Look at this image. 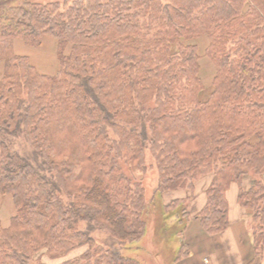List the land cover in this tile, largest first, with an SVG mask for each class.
<instances>
[{
  "label": "trees",
  "instance_id": "trees-1",
  "mask_svg": "<svg viewBox=\"0 0 264 264\" xmlns=\"http://www.w3.org/2000/svg\"><path fill=\"white\" fill-rule=\"evenodd\" d=\"M45 36L58 41L55 76L14 50L16 39L40 47ZM201 37L215 67L206 101ZM0 60V193L16 210L9 226L0 222V264L82 248L62 264H145L124 250L146 230L144 185L127 170H145L148 154L160 196L191 192L161 211L156 241L169 264L190 255V201L207 175L203 231L229 227L235 183L253 217L256 254L263 248L264 180L251 177L264 179V0L11 4L0 7Z\"/></svg>",
  "mask_w": 264,
  "mask_h": 264
},
{
  "label": "rangeland",
  "instance_id": "rangeland-1",
  "mask_svg": "<svg viewBox=\"0 0 264 264\" xmlns=\"http://www.w3.org/2000/svg\"><path fill=\"white\" fill-rule=\"evenodd\" d=\"M35 2L42 5L50 4V3H60L61 7L65 4L70 5L73 0H0V7L11 6V4L23 5L25 2ZM12 2V3H11ZM199 45V53L201 55V78L204 84V89L202 90L200 96L202 101H206L213 89V80L215 77V67L208 57L205 56L206 48L209 45V39L207 37H201L200 39L195 41ZM58 41L57 39L51 36H45L42 41V45L40 47H31L25 44V42L21 39L15 40L14 50L18 56H28L30 58L31 63L35 66V68L42 74L55 76L57 75L60 69V61L58 57ZM69 49L67 50V53ZM5 63L0 60V80L4 75ZM22 149L24 148L23 146ZM127 173L134 177L135 179L142 182L145 189L146 196V204L148 208L144 211L143 217L146 221V230L144 236L141 238L140 242L131 245V247L126 248L124 251L127 256H133L145 264H169L168 263V253L163 252V244L160 241H156V234L160 233V219H161V211H163V205H167L175 199H184L188 198L191 195V192L188 189H179L176 191L165 192L160 194L157 192V187L159 184L158 181V169L156 168L153 158L148 154L146 161L145 170H132ZM251 178L264 180L262 177L253 176ZM250 177L245 179V188L249 189L253 180ZM213 180L212 175H207L201 177L195 184V191L193 192L192 200L190 201V218L192 215L194 218L198 220L197 214L200 212V208L202 206V201L206 200V190L209 187ZM239 190L238 184H232L229 189V196L231 201H236L237 193ZM159 194V195H158ZM201 200V202H200ZM156 203V205L154 204ZM194 203V204H193ZM193 204V207H192ZM239 204V203H238ZM240 206V205H239ZM244 209V208H243ZM157 210V213L154 211ZM246 210V209H245ZM155 212V213H154ZM16 214V210L14 207L13 199L11 195H3L0 193V222L3 223V226L7 227L10 225L11 217ZM253 227V217L250 218ZM169 222H177L175 218H169ZM180 226V225H179ZM162 229V228H161ZM173 230V228H172ZM172 230L170 231V235L168 236V241H170L171 245H176L177 238L175 239V235L172 234ZM166 232V231H165ZM99 237L105 241H108L109 237L104 235L101 231H96ZM251 234V233H250ZM166 235V234H165ZM252 235V234H251ZM192 244H200V246H193L191 249L190 255L186 258L181 259L180 261L170 264H183L188 261L194 264H202L201 256H202V238L200 235L194 232V230L189 233ZM247 235H245V240L247 239ZM166 237L163 235L161 239L164 240ZM250 238V236H249ZM186 239L188 240V235H186ZM201 239V241H199ZM168 245V244H167ZM251 245H253L251 243ZM85 248L74 251L68 257H58V258H49L45 253H39L32 261L33 264H62L66 260H71L72 258H76L79 255L83 254ZM170 251V250H169ZM248 254L245 253V259ZM171 257V254H170ZM244 257V256H243ZM258 264H261V259L257 261Z\"/></svg>",
  "mask_w": 264,
  "mask_h": 264
},
{
  "label": "crops",
  "instance_id": "crops-1",
  "mask_svg": "<svg viewBox=\"0 0 264 264\" xmlns=\"http://www.w3.org/2000/svg\"><path fill=\"white\" fill-rule=\"evenodd\" d=\"M227 197L229 202L230 225L223 233L216 236L208 235L201 228L199 220L192 215L184 237L185 241L190 246V252L194 245L197 247L201 245V242L197 245L192 244L189 233L194 230V232L200 235L203 240L201 246L202 264H258L257 261L259 259H261V264H264V246L261 248L260 252L256 254L250 211L243 209L236 201L233 202L230 200L229 196ZM205 203L206 200L202 201L200 210L204 207ZM186 235H188V240L186 239ZM245 235L248 236L246 240ZM199 241H201V239H199ZM251 243L253 245H251ZM245 253L248 254L246 259ZM188 261L183 264H194Z\"/></svg>",
  "mask_w": 264,
  "mask_h": 264
}]
</instances>
